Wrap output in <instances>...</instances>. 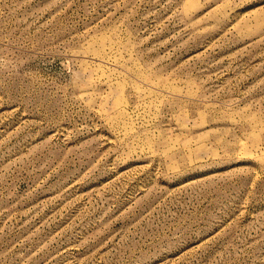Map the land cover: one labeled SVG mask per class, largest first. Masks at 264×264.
<instances>
[{
  "label": "rangeland",
  "instance_id": "374dc122",
  "mask_svg": "<svg viewBox=\"0 0 264 264\" xmlns=\"http://www.w3.org/2000/svg\"><path fill=\"white\" fill-rule=\"evenodd\" d=\"M0 264H264V0H0Z\"/></svg>",
  "mask_w": 264,
  "mask_h": 264
}]
</instances>
